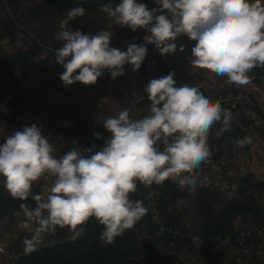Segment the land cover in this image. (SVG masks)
<instances>
[{
    "label": "clouds",
    "instance_id": "9594fccd",
    "mask_svg": "<svg viewBox=\"0 0 264 264\" xmlns=\"http://www.w3.org/2000/svg\"><path fill=\"white\" fill-rule=\"evenodd\" d=\"M155 3L152 9L137 0H121L115 7L100 5L115 25L149 33L143 43H129L126 51L110 47L112 31L85 34L73 30L70 22L85 15V9L69 10L56 33V39L63 41L55 51L56 63L65 69L60 74L63 85H94L105 69L115 79L124 75L126 65L136 72L148 45L166 57L177 51L176 41L183 36L195 42L191 65L227 77L229 83L247 85L251 70L264 67V0ZM179 51L184 52L185 45L180 44ZM174 77L170 72L147 83L151 101L147 115L133 119L124 109L106 118L103 126L111 136L95 151L73 141L74 147L57 158L35 123L5 137L0 143L4 187L15 199L26 201L31 196L36 205H20L25 216L20 227L36 226L23 240L25 253L34 251L57 227L67 228L75 240L89 218L103 226L101 243H114L149 211L142 200L130 198L137 182L148 187L171 179L180 187L197 185V169L211 157L208 139L213 125H222L220 133L228 131L232 116L198 87L177 86ZM93 135L101 138L99 133ZM250 143L247 137L236 141L238 147ZM45 175L53 178L47 195L32 194L34 182Z\"/></svg>",
    "mask_w": 264,
    "mask_h": 264
},
{
    "label": "trees",
    "instance_id": "16d2710c",
    "mask_svg": "<svg viewBox=\"0 0 264 264\" xmlns=\"http://www.w3.org/2000/svg\"><path fill=\"white\" fill-rule=\"evenodd\" d=\"M9 2L20 23L27 26V17L23 19L18 13L23 8V0H9ZM137 2L140 3L138 0ZM102 3L112 2L109 0H44L42 3L30 6L28 12L32 15L34 22L38 21L42 25L47 24L41 21L43 16L55 19H50L54 26L50 34L53 39L51 44L43 41L37 34L43 43L47 47L53 48L54 51L63 44V41L56 39V33L60 31V21L67 16L69 10L75 7H83L85 15L70 22L69 27L73 30H79L85 34H95L100 30L112 31L110 47L119 48L122 51L127 50L129 43L139 44L141 40L129 39L134 33L130 28L126 26L121 28L115 25L106 13L100 11ZM116 5L118 4H113L114 7ZM0 6L5 9V13L0 14V41L8 39L13 43L23 33L27 41L30 42L28 47L17 50L15 53H6L0 57V82L5 83L0 86V90H2L0 101H3L9 93L17 94L19 91L25 93L26 88L22 83H27L28 71L32 65L46 74L47 83L42 87L43 90H46L50 85L55 84L56 79H60L55 52L43 47L37 40L19 29L7 13L3 0H0ZM176 43L178 48L175 53L171 54V62L160 65L163 73L159 78L174 72L177 86L187 84L198 87L213 102L218 101L222 108L229 110L234 117V120L230 122L229 130L223 133H220L221 124L213 125L208 139L211 157L197 169V173L202 174L210 170L212 161L221 164L223 156L232 150L237 140L245 138L248 132H251V127L260 129L264 137V124H257L253 113L244 109L246 97H239L240 94H244L239 89H233L234 99L230 100L228 99L231 94L229 89L225 88L219 95L214 96L204 87H200L198 82L202 75L189 72L186 63V56L192 55L191 47L195 42L190 41L189 45H186L184 41L177 39ZM180 44L185 45L184 52L179 51ZM42 52H48L51 56L40 57ZM38 56L39 60H37ZM125 67L131 68L130 65ZM145 67L146 64L142 63L140 70L146 72ZM104 72L109 73L107 70ZM124 74L127 77H136L131 73ZM251 74L254 81L259 82V77L264 74V67L253 68ZM146 80L150 81L149 78ZM138 88L142 90L139 84ZM58 89L63 90V87L59 85ZM16 99L20 101L22 97H16ZM32 101L29 100L30 103ZM251 110L264 119L262 108L253 106ZM59 129L63 138L67 140L69 138L80 139L83 145L92 148L93 151L103 146L107 140L105 134L97 131L99 128L95 123L87 121L81 114L75 115L71 122H65ZM94 133H99L101 138L96 139ZM137 184V191L130 194V198L134 201L142 200L147 208L151 191H158L157 207L160 211L158 220L153 219L149 210L135 227L126 230L110 245L101 243L99 236L103 226L95 218H89L86 232L75 240L70 238L72 234L67 228L57 227L55 232H52L51 236L43 242L68 237L70 239L36 250L20 258L15 264H126L130 257L143 258L154 264H160L153 259V251L158 248L171 253H181L184 249H192L203 264H264V253H262L264 203L261 202V198L264 197V179L254 180L250 179L249 175L243 176L234 195L228 200L223 199L224 192L221 187L199 185L194 197L195 203L191 207L199 223L196 233L197 242L193 240L187 222L188 212L180 207V202L189 196L184 187L178 186L177 182L171 179L160 185L154 183L148 187L139 182ZM31 191L32 194L43 195L39 182H34ZM22 203L27 204L29 208L36 206L31 196L26 201H21L13 198L4 186L0 187V218L23 212L20 207ZM238 219L246 225L244 229L237 227ZM259 230L262 232L259 233ZM242 231L249 233L247 232L243 236ZM30 236L29 232L23 231L14 239L11 262L18 252L24 251L23 240ZM131 264L139 263L132 262Z\"/></svg>",
    "mask_w": 264,
    "mask_h": 264
},
{
    "label": "rangeland",
    "instance_id": "374dc122",
    "mask_svg": "<svg viewBox=\"0 0 264 264\" xmlns=\"http://www.w3.org/2000/svg\"><path fill=\"white\" fill-rule=\"evenodd\" d=\"M43 1L44 0H23V8L22 10L20 9L18 13L23 19L27 17V26L23 25L24 27L30 29L35 34H39L43 41L51 44L53 39L50 34L54 26L50 19H55L43 16L41 21L47 24L42 25L39 24L38 21L34 22L32 15L28 12L30 6L42 3ZM109 1L113 4H119L121 2V0ZM138 1L146 4L149 9L157 7L155 0ZM4 13L5 9L0 6V14ZM147 34L149 33L144 29H137L129 39L133 41L139 39L141 40L139 44H141L143 43V37ZM19 36L20 38L13 43L8 39L0 41V57L6 53H15L17 50L28 47L30 42L27 41L26 36L23 33ZM178 39L184 41L186 45L190 43V40L186 36L179 37ZM50 56L51 54L48 52H42L40 54V57L47 58ZM191 58L192 55H187L186 63L189 67V72H196L202 75L200 82H198L200 87H204L214 96L219 95L225 88L229 89V93L231 94L228 99L230 100L234 99L232 96L233 89H239L244 93L240 94L239 97H246L243 106L244 109L246 108L248 112L253 113L257 124H264V119L260 118L257 113L251 110L253 106H258L264 110V74L259 77L260 80L258 82L254 81V77L250 72V82L247 85H236L234 83H229L227 77L217 76L208 69L193 67L190 63ZM37 60H39V56ZM170 62L171 54L166 57L161 56L159 52L155 50L154 45H148V53L143 62L146 64V72H143L145 79L149 78L151 80L153 78H159L163 73L160 65L169 64ZM58 66L60 75L65 69L59 64ZM28 77L27 83H22L26 91L25 93L23 92L20 101L16 99V97L20 96L14 97L13 94L6 96L3 101H0V143L12 132L22 130L25 125L31 126L35 123L41 128L42 135L47 137L49 142L53 145V154L59 158L74 147L73 141H76V146L87 148L80 139L69 138L67 140L63 138L64 136L59 132V128L63 126L65 122H71L77 114H81L87 121L95 123L96 127L99 128L97 131L105 134L107 139L111 136V133L104 128L103 121L109 116H116L124 109H128L129 115L133 119H139L148 114L149 100H147V95L141 87L140 80L137 76V78L131 76L127 77L124 74L112 79L110 73L104 72L94 85H84L77 82L80 85L78 87L70 88L71 85L67 86L66 89H69L67 91L74 89L78 92V94L74 95L71 93H69V95L68 93L62 95V90L58 91L59 85L64 87L61 79H56L55 84L43 90L42 87L47 83V76L39 68L36 69L35 65L29 68ZM4 84L0 82V86ZM138 84L142 90L138 88ZM84 91H88V93L86 94ZM1 92L2 90H0V93ZM30 99L33 100L32 103L29 102ZM76 100L78 101L76 102ZM233 120L234 117L232 116L231 121ZM250 130L251 132H248L246 136L251 139L250 144L244 147H238L237 145L233 146L232 150L223 156L221 164L212 161L209 171L198 174V182L194 188L188 186L184 187L189 193V196L184 201L180 202V207L188 212L187 222L195 242L198 241L196 233L199 223L191 207L195 203L194 197L199 185L221 187L224 192L223 199L228 200L234 195L243 176L249 175L250 179L254 180L264 179L263 132L254 127H251ZM52 181L53 178L48 175L42 176L41 179L37 181L42 186L44 196L47 195V187L51 186ZM1 186H4L2 177H0V187ZM261 202L264 203V197L261 198ZM24 219V212L0 218V249H3V251L0 252V264H12L11 257H13L14 251L12 243L15 238L23 231H27L32 235L36 226L33 224L28 229H22L20 224ZM236 225L239 229H244L246 226L240 219L236 221ZM51 234L52 233L46 234L43 240L47 239ZM262 236L264 240V233ZM194 252L195 251L192 249H184L181 253H171L165 249L158 248L153 251V259L160 264H203L198 255ZM262 253H264V243ZM148 262L154 264L152 261Z\"/></svg>",
    "mask_w": 264,
    "mask_h": 264
},
{
    "label": "water",
    "instance_id": "95a60500",
    "mask_svg": "<svg viewBox=\"0 0 264 264\" xmlns=\"http://www.w3.org/2000/svg\"><path fill=\"white\" fill-rule=\"evenodd\" d=\"M3 1H4L5 8H6V10H7V13L10 15V17H11L12 20L14 21L15 25H16L19 29L25 31L30 37H32V38H34L35 40H37V42H39L43 47L48 48L50 51H54L53 48H51V47H47V46L43 43V41L37 36V34H35V33H34L33 31H31L30 29L24 27V26L20 23V21H19L17 15L15 14V12H14L12 6L10 5L9 0H3ZM54 52H55V51H54ZM105 70H107V69H105ZM125 73H131V74H134V75L138 76V78H139V80H140L141 87H142L143 90L145 91V93H146V95H147V98H148V93L146 92L147 81H146V79H145V75H144L143 71H141V70L139 69L138 71L133 72L131 68H129V67H125ZM150 104H151V101L149 100V106H150ZM88 221H89V220H88ZM88 221L82 226V232H81V235H80V236L84 235V233L86 232L87 225H88ZM70 238H71V237H70ZM70 238L68 237V238H66V239L49 240V241L42 242V243H41V244H40V245H39L34 251L39 250V249H41V248H44V247H46V246H50V245H54V244H56V243L63 242V241H65V240H69ZM34 251H32V252H34ZM32 252H31V253H32ZM28 254H30V253H25V251L18 252V254L15 256L14 260L12 261V264H15L17 260H19L20 258H22V257H24V256H26V255H28ZM132 262H137V263H139V264H151V263H149L148 261H146V260H144V259H141V258H137V257H130V258L127 260L126 264H131Z\"/></svg>",
    "mask_w": 264,
    "mask_h": 264
},
{
    "label": "built area",
    "instance_id": "2783aa9c",
    "mask_svg": "<svg viewBox=\"0 0 264 264\" xmlns=\"http://www.w3.org/2000/svg\"><path fill=\"white\" fill-rule=\"evenodd\" d=\"M8 95H10V93ZM22 95H23V92H21V91H19L17 94H13L14 97L22 96ZM157 199H158V191L157 190H152L151 191V197H150L149 202H148V208H149L154 220H158L160 218V211H159V209L157 207ZM247 232L248 231H242L241 234L243 236H245L247 234ZM261 232H262V230H259V233H261Z\"/></svg>",
    "mask_w": 264,
    "mask_h": 264
},
{
    "label": "crops",
    "instance_id": "0c3cea01",
    "mask_svg": "<svg viewBox=\"0 0 264 264\" xmlns=\"http://www.w3.org/2000/svg\"><path fill=\"white\" fill-rule=\"evenodd\" d=\"M143 42V41H142ZM75 74V73H74ZM78 87V86H80L78 83H76V84H73V85H71V87L70 88H74V87ZM67 90H69V89H66V87L64 86L63 87V90L61 91V93H62V95L63 94H65V93H68V95H69V93H71V94H78V92H76V90H74V89H72V90H70V91H67ZM60 91V90H59ZM84 92H86V94L88 93V91H84ZM67 95V96H68ZM78 100H76V102H77ZM74 104V103H73Z\"/></svg>",
    "mask_w": 264,
    "mask_h": 264
}]
</instances>
